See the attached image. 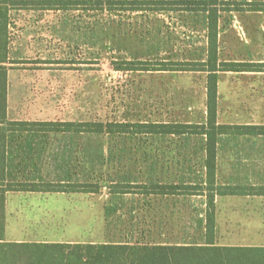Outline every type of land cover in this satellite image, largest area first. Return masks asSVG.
I'll use <instances>...</instances> for the list:
<instances>
[{"label":"trees","instance_id":"trees-1","mask_svg":"<svg viewBox=\"0 0 264 264\" xmlns=\"http://www.w3.org/2000/svg\"><path fill=\"white\" fill-rule=\"evenodd\" d=\"M14 10L61 12L62 26L82 29L95 44L109 43L119 51L123 59L112 60L117 71L205 73L203 121L10 119L5 63ZM73 12L80 18L71 19ZM245 13L264 14V0H0V264H264V246L219 245L214 238L218 198L264 196V123L219 121L221 75L264 72V61L223 56L222 34L228 17ZM144 136L178 138L187 145L193 137L199 140L200 178L191 182L179 176V180L161 182L148 176L144 182L132 183L129 172L111 171L121 161L119 153L137 147ZM245 142L251 144L246 150L241 149ZM229 151L241 154L233 158V172L220 181V160ZM242 153L247 157H241ZM253 154L261 158L250 161L248 156ZM105 184L111 201H116L104 208L107 222L119 209L117 201L126 195L205 197V218L198 219V228L204 227V243L4 238L9 192L98 194Z\"/></svg>","mask_w":264,"mask_h":264},{"label":"rangeland","instance_id":"rangeland-1","mask_svg":"<svg viewBox=\"0 0 264 264\" xmlns=\"http://www.w3.org/2000/svg\"><path fill=\"white\" fill-rule=\"evenodd\" d=\"M69 16L80 18L78 12ZM11 17L5 63L10 119L203 121L205 73L117 71L112 60L123 59L119 51L109 43L95 44L82 29L62 26L65 16L61 12L14 10ZM228 18L222 34L224 58L264 61V14ZM219 94L220 122L264 123V72L223 73ZM172 138L142 137L137 147L119 153L121 161L111 171L129 172L132 183L144 182L148 176L161 182L179 180V176L195 182L203 167L199 140L193 137L187 145ZM250 145L245 142L241 149ZM225 153L220 160V181H226L235 163ZM244 154L241 157H247ZM260 156L248 157L254 161ZM114 202L106 184L98 194H12L9 211L14 218L9 219L14 221L9 226V240H60L45 230L36 232L47 226L56 228L54 235L61 240L204 243L198 228L206 208L201 195H126L117 201L119 209L107 222L104 208Z\"/></svg>","mask_w":264,"mask_h":264},{"label":"crops","instance_id":"crops-1","mask_svg":"<svg viewBox=\"0 0 264 264\" xmlns=\"http://www.w3.org/2000/svg\"><path fill=\"white\" fill-rule=\"evenodd\" d=\"M9 101V100H8ZM9 113V107H8ZM9 117V116H8ZM16 120V119H14ZM232 158L240 155V152H228ZM225 153L224 155H227ZM29 194L36 195L37 193H24V192H9L6 198V211H5V232L4 238L9 240V226L11 221L9 218L14 216L9 211L10 208V195L12 194ZM49 195V194H45ZM59 195V194H58ZM65 195V194H61ZM206 207V203L203 205ZM206 208L200 218L204 219ZM215 242L219 245H236V246H264V196H226L218 198L215 201ZM51 222V221H49ZM56 228H48L47 226L36 232H43L51 237L60 240H43L49 242H80L71 240H61L62 238L54 235ZM204 234V227L201 229ZM13 239V241H24ZM67 239V238H65ZM237 239L238 243H223L221 240ZM35 241V240H34Z\"/></svg>","mask_w":264,"mask_h":264}]
</instances>
